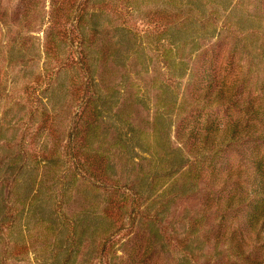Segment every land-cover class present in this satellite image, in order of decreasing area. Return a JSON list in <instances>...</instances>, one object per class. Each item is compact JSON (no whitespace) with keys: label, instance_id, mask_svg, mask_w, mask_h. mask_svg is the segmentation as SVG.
<instances>
[{"label":"rangeland","instance_id":"rangeland-1","mask_svg":"<svg viewBox=\"0 0 264 264\" xmlns=\"http://www.w3.org/2000/svg\"><path fill=\"white\" fill-rule=\"evenodd\" d=\"M54 4L0 0V264L264 257L227 206L264 152L222 144L235 124L264 134L247 109L264 121V0H78L58 22ZM202 73L240 108L198 104Z\"/></svg>","mask_w":264,"mask_h":264},{"label":"trees","instance_id":"trees-1","mask_svg":"<svg viewBox=\"0 0 264 264\" xmlns=\"http://www.w3.org/2000/svg\"><path fill=\"white\" fill-rule=\"evenodd\" d=\"M77 1L78 0H64V5L66 6L65 9L64 7L60 8L58 4H54V8L52 7V12L55 13L54 15L52 14L53 22H58V17L65 18L66 11L69 12L71 6H75ZM181 13L183 12L181 11ZM167 17H162V20H166ZM65 21H67L66 18ZM209 67L212 68L213 64L209 65ZM214 77L215 74L213 73H202V75L196 80L197 82L191 89L193 90V96L196 97V102L201 104V102L204 101L212 107H214L215 104H219L220 107L228 106L231 108H240L239 102L232 94L227 92L226 86H218ZM247 109L255 115L257 123H264L261 118V112L254 107V103H250ZM202 124L203 126L200 127ZM196 126L199 128L195 127L194 130L190 131V136H194L199 144L203 145L202 149L218 144V136L216 135L218 130H216L214 117H205L204 122L198 119V124ZM243 138H246V141L248 140L255 147L258 146L264 152V134H258L254 130L242 131L238 124L232 125L226 130L224 135L225 142L222 144H231V142L232 144L237 143V141L242 140ZM253 164L255 166V173L247 184L250 191H247L248 193L240 194L239 196L234 195L229 197L227 206L229 208L236 207L241 210L247 208V211L249 212L247 220L250 230L254 232V241L259 247H261L260 250H262L264 249V154L260 158L253 156ZM244 242H246L245 239L237 242V247L239 248L238 250L240 253H243L244 247H242V243ZM263 251L264 250H262V252ZM247 261L249 262L250 260L248 259ZM249 264H264V257L261 256V258H254V260L251 259Z\"/></svg>","mask_w":264,"mask_h":264}]
</instances>
